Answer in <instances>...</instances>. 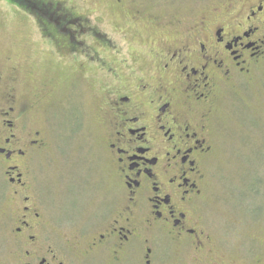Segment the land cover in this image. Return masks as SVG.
Returning a JSON list of instances; mask_svg holds the SVG:
<instances>
[{"label":"flooded vegetation","instance_id":"obj_1","mask_svg":"<svg viewBox=\"0 0 264 264\" xmlns=\"http://www.w3.org/2000/svg\"><path fill=\"white\" fill-rule=\"evenodd\" d=\"M212 3L207 13L167 20L164 29L145 14L151 17L148 46L126 47L124 55L115 49L121 59L101 63L98 122L108 188L82 221L73 222L86 190L66 220L50 217L31 193L32 156L45 139L39 130H25L22 118L33 103L19 100L8 84L0 102L8 264H264V243L231 253L212 232L206 191L220 100L264 63V0ZM40 8L29 11L52 55L73 59L77 52L91 63L87 42L78 37L87 38L91 27H74L68 17ZM83 62H75L80 74ZM51 88L33 92L47 95ZM67 221L74 227L62 225Z\"/></svg>","mask_w":264,"mask_h":264},{"label":"rangeland","instance_id":"obj_2","mask_svg":"<svg viewBox=\"0 0 264 264\" xmlns=\"http://www.w3.org/2000/svg\"><path fill=\"white\" fill-rule=\"evenodd\" d=\"M212 2L0 0V102L10 84L19 100L30 99L33 103L28 112L20 111L26 112L22 118L25 126L20 124L25 130H39L45 139V146L32 156L31 193L41 207L47 208L50 217L71 218L77 210V200L81 199L79 191L86 190L73 222L82 221L95 208V199L107 192L98 122L101 63H116L126 47L129 52L145 49L152 40L148 32L151 17L164 29L169 19L187 20L197 13H207ZM43 5L55 17L73 20L69 25L91 27L87 38L78 35L87 42L86 54L92 57L91 63L77 52L74 60L52 55L46 39L44 44L39 38V22L29 11ZM148 13L150 18L145 15ZM92 28L98 34L93 35ZM105 38L110 41L108 45ZM77 61H85L84 75L80 74ZM138 63L146 66L144 61ZM12 77L16 80H10ZM42 85L53 86L49 89L52 93L33 92ZM227 94L220 100L212 120L215 139L207 166V217L212 232L223 245L231 253L239 254L264 243V63L255 69L251 81H243L236 92ZM7 192L8 188L0 197V264H8L11 259L6 235L9 223L3 214L10 208ZM62 225L74 227L68 221Z\"/></svg>","mask_w":264,"mask_h":264},{"label":"trees","instance_id":"obj_3","mask_svg":"<svg viewBox=\"0 0 264 264\" xmlns=\"http://www.w3.org/2000/svg\"><path fill=\"white\" fill-rule=\"evenodd\" d=\"M28 7V6H27ZM40 7V6H39ZM37 8V7H36ZM36 8H35V10H36ZM31 9V8H30Z\"/></svg>","mask_w":264,"mask_h":264}]
</instances>
